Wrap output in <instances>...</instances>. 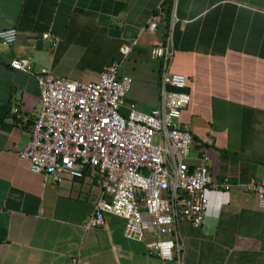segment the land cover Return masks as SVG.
Listing matches in <instances>:
<instances>
[{"label":"crops","instance_id":"obj_1","mask_svg":"<svg viewBox=\"0 0 264 264\" xmlns=\"http://www.w3.org/2000/svg\"><path fill=\"white\" fill-rule=\"evenodd\" d=\"M10 27L16 42L0 51V264H175L147 248V214L143 239L128 238L111 213L106 227L86 226L98 176L45 179L20 157L41 108L37 72L97 80L130 45L133 96L148 109L168 37L171 71L186 75L191 95L181 122L209 154L214 180L232 184L208 192L200 226L181 224L186 264H264V207L249 187L264 180V0H0V30ZM15 57L30 58L33 73L11 68Z\"/></svg>","mask_w":264,"mask_h":264},{"label":"built area","instance_id":"obj_2","mask_svg":"<svg viewBox=\"0 0 264 264\" xmlns=\"http://www.w3.org/2000/svg\"><path fill=\"white\" fill-rule=\"evenodd\" d=\"M158 22L151 19L149 29L156 30ZM17 35L16 27L1 29L0 51ZM131 48L123 45L122 59L97 80L63 78L46 67L37 72L41 108L20 157L45 179L59 181L65 173L82 178L88 171L98 176L102 192L86 226L106 227L111 213L125 219L128 238L143 239L147 214L154 236L147 248L165 261L186 264L181 224L200 226L210 206L208 192L229 190L232 184L214 180L209 154L197 148L181 122L191 95L186 75L171 71L172 39L161 49V87L155 100H145L148 109L133 96L139 74L130 65ZM9 65L34 71L28 57H15ZM249 187L264 207V180Z\"/></svg>","mask_w":264,"mask_h":264},{"label":"trees","instance_id":"obj_3","mask_svg":"<svg viewBox=\"0 0 264 264\" xmlns=\"http://www.w3.org/2000/svg\"><path fill=\"white\" fill-rule=\"evenodd\" d=\"M171 5L168 7L169 8V10L171 11ZM167 11V16L169 17L170 16V11ZM157 84H158V86H161V82H159V81H157Z\"/></svg>","mask_w":264,"mask_h":264},{"label":"water","instance_id":"obj_4","mask_svg":"<svg viewBox=\"0 0 264 264\" xmlns=\"http://www.w3.org/2000/svg\"><path fill=\"white\" fill-rule=\"evenodd\" d=\"M112 32H113L114 34H117V33L119 32V30H117V29H113Z\"/></svg>","mask_w":264,"mask_h":264}]
</instances>
